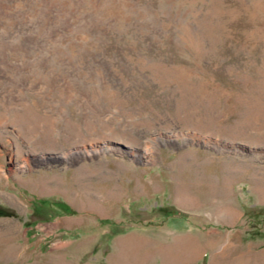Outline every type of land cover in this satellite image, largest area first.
I'll return each mask as SVG.
<instances>
[{
  "label": "rangeland",
  "instance_id": "374dc122",
  "mask_svg": "<svg viewBox=\"0 0 264 264\" xmlns=\"http://www.w3.org/2000/svg\"><path fill=\"white\" fill-rule=\"evenodd\" d=\"M0 208V264H264V0H0Z\"/></svg>",
  "mask_w": 264,
  "mask_h": 264
},
{
  "label": "trees",
  "instance_id": "16d2710c",
  "mask_svg": "<svg viewBox=\"0 0 264 264\" xmlns=\"http://www.w3.org/2000/svg\"><path fill=\"white\" fill-rule=\"evenodd\" d=\"M69 208H70V207H66L65 209H66V210H70ZM5 214H7L6 210L3 209V208H0V215H5Z\"/></svg>",
  "mask_w": 264,
  "mask_h": 264
},
{
  "label": "bare ground",
  "instance_id": "6f19581e",
  "mask_svg": "<svg viewBox=\"0 0 264 264\" xmlns=\"http://www.w3.org/2000/svg\"><path fill=\"white\" fill-rule=\"evenodd\" d=\"M129 248V247H128Z\"/></svg>",
  "mask_w": 264,
  "mask_h": 264
}]
</instances>
